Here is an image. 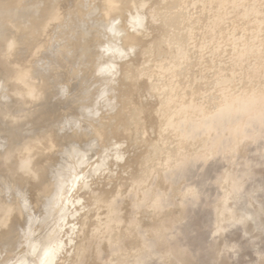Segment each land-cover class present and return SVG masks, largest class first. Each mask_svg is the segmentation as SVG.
<instances>
[{
    "label": "rangeland",
    "instance_id": "rangeland-1",
    "mask_svg": "<svg viewBox=\"0 0 264 264\" xmlns=\"http://www.w3.org/2000/svg\"><path fill=\"white\" fill-rule=\"evenodd\" d=\"M98 2L38 0L39 8L46 6V14L56 10L60 15L57 22H47L46 17L40 16V11L36 13L40 24H46L41 44L47 46L34 56L29 55L30 45H34L40 35L35 36L33 31L34 39L26 45V38L21 39L22 35L19 33V38L16 34L17 25L31 24L34 9L12 6V12L9 8L5 11L8 14L4 12L0 108L5 107L4 111L9 113L0 120V127L3 126L0 132L4 131L0 135V206L7 211L0 223V232L7 230L11 237L15 229L18 230L15 237L22 231L30 232L28 239L38 241L46 229L55 223L61 224L57 226L63 252L60 249L57 256H48L45 263L40 264H264V0H143V11L158 6L159 16L155 22L144 20L142 32L138 34V47L126 51L117 39L110 37L109 41L103 36L102 25L113 20L103 17L102 11L94 6ZM130 4H119L125 8L124 11L121 9L125 14L123 17L134 11ZM4 6L1 4L0 9ZM60 10H63L62 14ZM9 12L13 15L9 16ZM95 29L102 30L94 34ZM158 29L171 37L168 43L161 42L162 50L154 52L151 41L154 39L158 44L160 38H155ZM127 30L131 29H117L116 37H122ZM81 32H88L87 39L93 51L100 52L98 62H106L98 65L99 74L93 66L96 59L76 52L82 50ZM46 41L48 44L44 43ZM109 43H112L110 52L104 49ZM146 43L149 50L144 52ZM7 45L11 47L5 49ZM67 46L75 52L67 55ZM13 55L23 59L24 65L32 63L35 71L40 73L39 77L31 76L26 80L36 90L37 101L31 102L28 97L21 96L24 84L12 81ZM121 60L133 69L131 77L148 71L151 79L147 76L143 80L148 79L150 83L156 80L157 87L162 84L164 89L159 87L157 91L163 89L160 95L164 93L165 99L158 104L155 94L144 96L142 93L145 92L141 93L139 89L142 78H138L133 91L128 88L126 91L130 93L128 99L132 106L143 109L140 111L139 108L140 118L130 123L125 114L122 126L126 132L119 126L114 145L104 150L95 126L107 123L117 111V105L108 106L105 102L108 94L98 97L105 78L110 77L109 72L104 73L102 69L109 61L119 64ZM157 77H160L158 82ZM42 82L50 86L49 93L57 94L53 102L40 93ZM18 91L20 95H15ZM12 95L15 98L11 99ZM143 96L145 98L141 99ZM73 99L70 113L57 118L58 122L48 123L53 129L52 135L43 133L45 142L57 141L55 147L49 151V144L45 152L39 154L40 147H45L42 138L27 140L39 127V124L34 127L33 119H37L48 104L63 112L65 104ZM61 100L66 102L62 104ZM95 102L99 105L95 106ZM97 108L99 112L95 113ZM156 109L164 111L162 116L158 110L155 112ZM165 112L169 115L163 116ZM14 115L19 116L17 124L14 123L16 132H5L7 126L13 125L10 122ZM24 127L35 131L31 133ZM26 132L28 135L25 136ZM19 134L23 137L19 138ZM15 138L18 139L16 144ZM11 145L14 149L6 155ZM27 153L31 155L27 172L11 174L7 166L24 160ZM119 155L122 158L117 162ZM130 155L137 159L133 164L123 165ZM39 156L45 157L44 160ZM39 160L49 166L54 176L59 171L63 173L60 177L64 181V192L49 209L41 205L42 197L37 192L45 198L50 187L53 190L56 178L49 177L47 191V186L33 177L34 166H44L39 165ZM2 171L5 175H1ZM82 183L85 188L78 187ZM14 192L20 193L27 208L22 206V199H13ZM66 198L70 205L65 202ZM62 204L66 205V215L60 214ZM46 210L53 211L50 219L43 221L41 217ZM59 217L66 219L57 222ZM24 241L22 238L16 246L13 257L1 260L2 250L4 255L8 252L4 247L7 243H3L0 264H15L21 253L33 262L34 254L26 253L29 247ZM52 247H47L45 252L51 251Z\"/></svg>",
    "mask_w": 264,
    "mask_h": 264
},
{
    "label": "bare ground",
    "instance_id": "bare-ground-1",
    "mask_svg": "<svg viewBox=\"0 0 264 264\" xmlns=\"http://www.w3.org/2000/svg\"><path fill=\"white\" fill-rule=\"evenodd\" d=\"M60 1H62V0H60ZM70 1V0H69ZM143 0H99V2L98 3H95L94 4V6L95 7H98L101 11H102V13H103V17L104 18H108V17H110L113 21H111L110 23H105V24H103L102 25V29L103 30H105V32H102L103 33V36L105 35V37H106V39H108V38H110V37H112V38H115V39H117V41L120 43V47L122 48V49H124V51H126L127 49H129L130 47H134V46H136V47H138V45H139V39H138V34L139 33H141L140 32V28H141V26H142V24H144V20L146 21V20H148V22L150 21V23L151 22H155L156 20H157V17L159 16L158 15V12H157V10H158V6L157 7H153V6H150V7H148L145 11H143V8H144V6H145V2H142ZM44 2V1H43ZM87 2V1H86ZM85 2V3H86ZM131 3L133 6V8H134V11L133 12H131V13H129L128 12V14H126V16H124L123 17V15H125V14H122L123 12H121V9H122V5L120 6L119 4L120 3ZM67 3H68V1H67ZM91 3H93V0H91ZM155 3V2H154ZM1 4L2 5H5L4 6V8H2V10L0 9V12H2L3 14H4V12L6 11V9L7 10H9L10 8H12V11H13V7L12 6H14V7H18V6H23V7H31V8H33L34 9V16H33V18H32V20H31V24H20V25H17V27H16V34H18L19 35V33H20V35H22L21 37H20V35H19V38H21V39H23V37H25L26 38V45H27V43L28 42H32V40L34 39L33 38V36H32V34H33V31L35 32V36H37V35H40V39L33 45L32 44V46L30 45V52H31V54H29V55H31V56H34V53H35V55L36 54H38V52L40 51V50H44V47L46 48V46H44L43 44H41V37H42V35H43V33L45 32V29H46V27H45V25L46 24H40V20H39V18L37 17V12L38 11H40V16L41 17H46L48 20H47V22L49 21V20H51L52 22L53 21H55V20H59V15H58V13L57 12H55L54 11V13H53V11H52V13H50V15L49 14H46L48 11L46 10V6H43V7H38V5H39V3H38V0H28L26 3L25 2H23L22 0H0V6H1ZM65 4V3H64ZM69 4V3H68ZM84 4V3H83ZM82 4V5H83ZM87 4H90V3H87ZM130 4V5H131ZM151 4H152V2H151ZM58 5V4H57ZM56 5V6H57ZM153 5V4H152ZM60 7V6H59ZM66 7V6H65ZM65 7H63V9L65 8ZM123 7H125V6H123ZM1 8V7H0ZM9 8V9H8ZM62 8V7H61ZM18 9H19V7H18ZM21 9V8H20ZM123 9H125V8H123ZM122 9V11H124ZM59 10V9H58ZM128 9H126L125 11H127ZM10 11H11V9H10ZM11 11V12H12ZM16 10H14V12H15ZM18 11V10H17ZM60 11H62L61 12V14L63 13V10H60ZM64 11H65V9H64ZM8 12V11H7ZM7 12H5V13H7ZM13 12V13H14ZM82 12V11H81ZM10 13V12H9ZM79 13V12H78ZM8 14V13H7ZM17 14V13H16ZM65 14V13H64ZM5 15V14H4ZM11 15H13V14H9V16H11ZM49 15V16H48ZM7 16V15H6ZM9 16H7V17H9ZM62 16V15H61ZM64 16V15H63ZM62 16V17H63ZM6 17V18H7ZM70 17V16H69ZM15 18H17V16L15 17ZM61 18V17H60ZM82 18H84V16H82ZM18 19V18H17ZM71 19V18H70ZM11 21H13V19H11ZM14 22V21H13ZM16 22V21H15ZM55 22H57V21H55ZM72 22V21H71ZM106 22V21H105ZM11 23V22H10ZM9 23V25H11ZM149 23V24H150ZM15 24V23H14ZM55 23H53V25H54ZM86 24V23H85ZM69 25V24H68ZM72 25H74V23L72 24ZM111 25V27L109 28V26ZM165 24H163L162 26H164ZM55 26V25H54ZM53 27V26H52ZM159 27H161V26H159ZM158 26H157V28H159ZM7 28L9 29L10 27H8L7 26ZM48 28V27H47ZM120 28H124V29H127V28H130L131 30L130 31H128L127 30V32L126 33H124V35L122 36V37H116V30L117 29H120ZM162 28V27H161ZM160 28V29H161ZM7 29V30H8ZM102 29H100V31L102 30ZM163 29H164V27H163ZM162 29V30H163ZM68 30V29H67ZM70 30V29H69ZM162 30H160V32H159V29L157 30L158 31V33H157V36L155 37V38H160L159 40H158V44H157V42L153 39L152 41H151V43H152V47L151 48H155V50H154V52L155 51H158V49H159V51H160V46L162 47V43L161 42H163V43H168V41L170 40V38L169 37H171L170 35H169V37L167 36V34H165L164 33V31H162ZM165 30V29H164ZM66 31V30H65ZM100 31H99V29H95L94 31H92L94 34H96L95 32H99L100 33ZM149 31V30H148ZM151 31V30H150ZM162 31V32H161ZM168 31V30H167ZM7 32V31H6ZM69 32V31H68ZM92 32H90V33H92ZM171 32V31H170ZM49 33V32H48ZM71 33H73V32H71ZM88 32H81L80 33V40H81V44L83 45L81 48H82V50L80 49V48H78V49H80V50H77L76 52L77 53H81L80 55H84V54H88L93 60H95V62L97 61V64H95V62H94V64H93V66H94V70H95V72L96 73H100L101 72V70H98V65L100 64V63H102V62H98V60H97V58H100L99 57V54H100V52H94L93 51V47L91 46V44H89L90 43V41L87 39V37H88V34H87ZM7 34V33H6ZM5 34V35H6ZM66 34V33H65ZM175 34V33H174ZM9 35V34H8ZM47 35V34H46ZM67 35V34H66ZM65 35V36H66ZM72 35V34H71ZM93 35V34H92ZM155 35V34H154ZM173 36V35H172ZM44 37H46V36H44ZM67 37V36H66ZM72 37V36H71ZM19 38H17V39H19ZM65 38V37H64ZM63 38V39H64ZM6 39V38H5ZM16 39V40H17ZM68 39V38H67ZM111 39V38H110ZM114 39V40H115ZM172 39H174V38H172ZM176 39V38H175ZM20 40V39H19ZM45 40V39H44ZM47 40V39H46ZM50 40V39H49ZM94 40H95V42H96V37L94 36ZM109 40V39H108ZM18 41V40H17ZM25 41H24V43H25ZM74 41V40H73ZM110 41V40H109ZM172 41V40H171ZM6 42V44H7V41H5ZM19 42V41H18ZM20 42H22L21 40H20ZM149 42V41H148ZM147 42V43H148ZM44 43H47L48 44V41H46V42H44ZM74 43V42H73ZM105 43H107V41L105 42ZM147 43L146 44H144L143 46L145 47V51L144 52H146L147 50H149L148 49V45H147ZM173 43V42H172ZM175 43V42H174ZM5 44V43H4ZM112 43H109V45H107L106 47H104V49L105 50H107V51H109L110 52V45H111ZM155 44V45H154ZM178 44V43H177ZM21 45H23V44H21ZM157 45V47H155ZM179 45V44H178ZM5 46V45H4ZM168 46V45H167ZM9 47H11V46H8L7 45V48H9ZM21 48H22V46H20ZM102 47V46H101ZM166 47V46H165ZM173 48H174V46H173ZM177 48V47H176ZM12 49V48H11ZM142 49V48H141ZM164 49V48H163ZM175 49V48H174ZM13 50V49H12ZM162 50V49H161ZM5 51V50H4ZM101 51H102V49H101ZM158 51V52H159ZM17 52V51H16ZM20 52V51H19ZM41 52V51H40ZM44 52V51H43ZM71 52L72 53H74L75 51H74V48H72L71 46H67L66 47V54L67 55H69V54H71ZM162 52V51H161ZM5 53V52H4ZM27 54V53H26ZM42 54V53H41ZM116 54V53H115ZM118 54H120V55H122L123 53H121V52H118ZM129 54V53H128ZM43 55V54H42ZM101 55H104V54H101ZM127 55V54H126ZM116 56V55H115ZM9 57V56H8ZM8 57H6V58H8ZM44 57V56H43ZM46 57H48V56H46ZM86 57V56H85ZM96 57V58H95ZM102 57V56H101ZM109 57V56H108ZM3 56L2 55H0V61L2 62L3 61ZM39 58V57H38ZM68 58V56H65V59H67ZM83 58V57H82ZM40 59V58H39ZM45 59V58H44ZM47 59V58H46ZM48 59H50V57L48 58ZM64 59V61H66ZM84 59V58H83ZM23 60V59H22ZM22 60H20V59H18V57H16L15 55H13L12 56V61H13V63L15 64V68L14 69H12V78L14 79V80H16V82L17 81H20V82H22L23 84H24V86H23V88L21 89V93H23V94H25L26 96H28V98H29V100L31 101V102H33V101H37V96H36V90H34L33 89V86H31L30 84H28L27 82H26V80H27V78L28 77H31V76H35V77H39L38 76V74H40L39 72H37V71H35V68L33 67V65H32V63H30L29 65H27V64H23L22 63ZM86 60V59H85ZM7 61H9V60H7ZM11 61V60H10ZM89 61V60H88ZM105 61H108V59L106 60L105 59ZM104 61V62H105ZM30 62V61H29ZM119 62V64H116V63H114L113 61H109L106 65H105V67L102 69V72L104 71V73L105 72H109V75H110V77H108V78H105V80H104V86H103V88L102 89H100V91H98V93H99V96L98 97H106L107 96V94H108V96L106 97V100H105V102L108 104V106H110V107H114L115 105H117V111L114 113V115L112 114L109 118H108V122L107 123H104V124H101L100 126L98 125V127H96L95 126V132L97 133V136H99L100 138H102V140H103V143H102V147L104 148V150L105 149H111V147L114 145V143H113V140H114V137H115V135H117V132L119 131L117 128L120 126H122L123 125V123H124V116H125V114H126V119H127V122H130V123H133V122H135L136 120H139V118H140V115L138 114V112H140L141 110H143V109H141L140 107V111H139V108L138 107H134V106H132V104L130 103V101H129V96H130V93H129V91H126V89L128 88V90H130L131 89V91H133V88L136 86V82H137V80H138V78L139 79H141L142 80V83H141V81H140V86H139V89L141 90H139L141 93L144 91L145 93H142L144 96L146 95V97L147 96H149L147 93H149V94H155L154 96L157 98V103L159 104V102L161 101V102H163L164 101V99H165V97H162L163 96V94L164 93H162L161 95H160V93L162 92V91H164L163 89V86H161L162 84H159L160 86H158L157 87V84L155 85L154 83H156V80H155V78H154V80H155V82H153V83H150V82H147L148 81V79H151L150 78V76L152 77V75L150 74V75H148L147 73H148V71H144V73L143 72H140V73H137V77H136V75H135V77H131V74H132V68H130V66H128L127 64H128V62H122V60L121 61H118ZM8 63H10V62H8ZM106 63V62H105ZM104 63V64H105ZM4 64H6V63H4ZM83 64H84V62H83ZM103 63H102V65H104ZM10 65V64H9ZM7 67V66H6ZM84 67H85V65H84ZM83 68V67H82ZM87 69V68H86ZM85 69V71H87ZM132 69V70H131ZM149 70H150V68H149ZM166 71V70H165ZM134 72V71H133ZM167 72V71H166ZM9 73V72H8ZM133 76V75H132ZM139 76V77H138ZM147 76H149L148 77V79H146V80H143V78L145 77V78H147ZM161 77V76H160ZM160 77H157V82L158 81H160V80H158V79H160ZM134 78H136V79H134ZM86 79V78H85ZM96 80H98V79H96ZM86 81V80H85ZM125 81H129L127 84H125L124 82ZM147 82V84H145L146 82ZM122 85H123V88H122ZM50 86L48 85V86H46L43 82H42V86H41V88H40V93H42L43 95H45L48 99H49V101L50 100H52V99H54L56 96H57V94L53 91V92H51V93H49L48 92V88H49ZM163 88V89H161L162 91H160L159 89H158V91H157V88ZM11 88H12V86H11ZM87 88V87H86ZM85 88V89H86ZM97 88V87H96ZM13 89V88H12ZM12 89L10 90V91H12ZM118 89V93L116 92V90ZM64 90H65V88H64ZM38 91V90H37ZM86 91V90H85ZM160 91V92H159ZM115 92H116V94H115ZM152 92V93H151ZM55 93V94H54ZM87 93V92H86ZM157 93H159V94H157ZM5 94V93H4ZM7 94H9V93H7ZM90 95V94H89ZM9 96V95H8ZM8 96H6V97H8ZM142 96V95H141ZM142 97L141 99H143V98H145V97ZM37 97V98H36ZM12 98H15V97H13V95H12V97H11V99ZM44 98V97H43ZM42 98V99H43ZM89 98V97H88ZM9 99V101H10V98H8ZM34 99H36V100H34ZM150 99V98H149ZM13 100H15V99H13ZM12 100V101H13ZM45 100V99H44ZM55 100V99H54ZM59 100V99H58ZM65 100V99H64ZM64 100H61L60 102H62V104H64L66 101H64ZM146 100H148V99H146ZM0 101H2V100H0ZM6 102L8 101V100H5ZM63 101H64V103H63ZM74 101H75V99H73V100H70V101H68L66 104H65V107H64V111L62 112H60V111H58V109L56 110L55 108H54V106L53 105H51V104H48V105H46V107H44V109L42 110V112L41 113H39V115H38V118L36 119V118H34L33 120L35 121V123H33L34 124V127H35V125L37 124H39V127H37V131L36 132H34V134L29 138V139H27L28 141H32L33 139H36V138H42L43 137V133L44 134H46L47 136H49V135H52V131H53V129L50 127V124H48V123H54V122H58L59 120H56L57 118L58 119H60L62 116H64L65 114H67V113H70V109H71V105L74 103ZM102 101V100H101ZM145 101V100H144ZM148 101H151V100H148ZM147 101V102H148ZM23 102H24V100H23ZM51 102H53V100L51 101ZM2 103V102H1ZM4 103V102H3ZM19 103V102H18ZM24 103H26V102H24ZM44 103V102H43ZM54 103H55V101H54ZM57 103V102H56ZM146 103V102H145ZM37 104V103H36ZM35 104V105H36ZM58 104V103H57ZM87 104L88 103H86V106H87ZM20 105V104H19ZM94 105L95 106H97V105H99V102H95L94 103ZM14 106V105H13ZM12 106V107H13ZM55 106H56V104H55ZM63 106V105H62ZM85 106V105H84ZM83 106V107H84ZM151 106H149V108H150ZM37 108H39L38 106H37ZM56 108H58V107H56ZM144 108H145V106H144ZM147 108V107H146ZM14 109L15 108H13V111H14ZM24 109H26V107L24 108ZM28 109H30V108H28ZM10 110V109H9ZM35 110V109H34ZM40 110V109H39ZM39 110L37 111V112H39ZM147 110H149V109H146V111ZM157 110L158 109H156V113H157ZM162 110V109H161ZM161 110H158V113H161L160 115L162 116V112H164V111H161ZM160 111V112H159ZM16 112V111H15ZM59 112V113H58ZM94 112L95 113H98L99 112V109L97 108V109H95L94 110ZM138 115H137V114ZM150 113V112H149ZM166 114H168L169 115V112H165V114H163V116H165ZM36 115V114H35ZM34 115V116H35ZM146 115H148V114H145V116ZM15 116V115H14ZM12 116V118L16 121V122H18L17 120L18 119H16V118H19V116ZM139 116V117H138ZM81 117H82V115H81ZM78 118V117H77ZM80 119V118H79ZM83 119H85V118H83ZM27 120V119H26ZM82 120V119H81ZM14 121V122H15ZM89 121V120H88ZM145 121H146V117H145ZM7 122V121H6ZM5 122V123H6ZM151 122V121H150ZM149 122V123H150ZM2 123V122H1ZM4 123V124H5ZM8 123V122H7ZM94 123V122H93ZM137 123V122H136ZM146 123H147V121H146ZM29 124V123H28ZM33 124H32V126H33ZM8 125H10V124H8ZM26 125V124H25ZM30 125V124H29ZM92 125V124H91ZM96 125V124H95ZM152 125H154V124H152ZM5 126V125H4ZM31 126V125H30ZM160 127H161V125H159ZM3 127V126H2ZM2 127H0L1 129H2ZM8 127V126H7ZM29 127V126H28ZM142 128H143V125H142ZM23 129H25V130H27V131H29V130H31V127H30V129L28 130V129H26L25 127L23 128ZM36 129V128H35ZM122 129H124V126H122ZM151 129H152V127H151ZM25 130H23V131H25ZM125 130V132H126V129H124ZM124 130H123V134L125 135V133H124ZM159 130V129H158ZM15 131V130H14ZM32 131H35V130H31V133H33ZM2 132V134H3V130L1 131ZM1 132H0V135H2L1 134ZM8 132V131H7ZM16 132V131H15ZM78 132V131H77ZM84 132V131H83ZM17 133H19V132H17ZM16 133V134H17ZM24 134V133H23ZM23 134H21V135H23ZM26 134H27V132L24 134L25 136H26ZM30 134V133H29ZM78 134V133H77ZM86 134V133H85ZM158 134H160V133H158ZM28 135V134H27ZM106 135V136H105ZM7 136V135H6ZM12 136H14L13 135V133H12ZM39 136V137H38ZM86 136V135H85ZM19 138L20 137H23V136H20V134H19V136H18ZM18 137H16V138H18ZM36 137V138H35ZM0 138H2V136L0 137ZM4 138H5V136H4ZM16 138H15V142H14V140H13V142L16 144V141L18 140H16ZM46 138V137H45ZM10 139H14V138H10ZM44 138H42V143L43 142H45L44 140H43ZM47 139V138H46ZM85 139H86V137H85ZM48 140V139H47ZM6 141H7V139H6ZM37 141H41V139L40 140H37ZM10 142V141H9ZM12 142V141H11ZM18 142V141H17ZM51 143H48V142H45V143H43L44 145H45V147H42L43 149H41V147H40V151H38V153L40 154V153H43V152H45L44 150H46V146H48L49 144H50V146H48V148H47V150H52L55 146H54V143L56 144V142H54V140H52V141H50ZM41 142H40V144H42ZM9 143H7V145H8ZM12 144V143H11ZM43 144H42V146H43ZM77 144V143H76ZM14 145V144H13ZM0 146L2 147V145L0 144ZM36 147H37V145H36ZM146 148V147H145ZM6 149V148H5ZM36 149V148H35ZM2 150H4V149H2ZM18 150V149H17ZM30 150H31V148H30ZM1 151V150H0ZM5 151V150H4ZM93 151V150H92ZM144 151H145V149H144ZM3 152V151H2ZM1 152V153H2ZM18 152V151H17ZM21 152V151H20ZM28 152H29V150H28ZM137 152V151H136ZM15 153V152H14ZM13 153V154H14ZM32 153V152H31ZM49 153V152H48ZM29 154H30V152H29ZM28 153L27 154H24L25 155V157H24V161L23 162H25V160H28L29 158H31L30 156L31 155H29ZM12 155V154H11ZM20 155V154H19ZM23 155V154H22ZM68 155V154H67ZM133 155V154H132ZM132 155H130V157H127L126 158V160H127V162H124L123 163V165H125V164H133L134 163V161L137 159V157H133ZM6 157V156H5ZM11 157V156H10ZM9 157V158H10ZM21 157V156H20ZM8 158V159H9ZM38 158V157H37ZM39 158H40V156H39ZM38 158V159H39ZM45 158V157H44ZM44 158L42 159V158H40V160L42 159V160H44ZM122 158V156L121 155H119L118 156V158H117V162H118V160H120ZM30 160V159H29ZM39 160V161H40ZM47 159H45V161H46ZM45 161H43L44 163H45ZM123 161H124V158H123ZM83 161H81L80 162V164L82 163ZM116 162V163H117ZM120 162V161H119ZM122 163V162H121ZM37 164V163H36ZM41 164H43V163H41V161H40V164L39 165H41ZM44 165V164H43ZM30 166V165H29ZM37 166V165H36ZM42 166V165H41ZM40 166V168H37V167H35L34 166V170L33 171H31V173H32V175H33V177L35 178V177H37V180L38 179H40L41 181V183H43L44 185H46L47 186V183L46 182H48L49 181V177H54V178H56L55 180L56 181H54V183H53V190L51 189V187H50V189H49V191H48V186H47V191H48V195L45 197V198H43V194H41L40 193V191L39 192H37V194H40L41 195V197H42V201L40 202L41 203V205L44 207V208H52L51 206L55 203V200H60L59 198H61V192H64V181L61 179V175L63 174L61 171H59V173H58V175L57 176H54L53 175V173L52 172H50L49 170L50 169H48V165L46 166V165H44V166H42L41 167ZM110 166V165H109ZM8 167V166H7ZM6 167V168H7ZM51 167V166H50ZM126 167V166H125ZM31 168V167H30ZM120 168H121V166H120ZM3 169V168H2ZM9 169V168H8ZM53 169V167H51V170ZM7 170V169H6ZM90 171V170H89ZM121 171H123V170H121ZM5 173V172H4ZM3 173V171H2V173H1V175L2 174H4ZM6 174H8L7 172H6ZM75 174V173H74ZM78 174H80V173H77L76 175H78ZM5 175V174H4ZM3 175V176H4ZM84 175V173H82V176ZM5 177V176H4ZM15 177V176H14ZM17 178V177H16ZM12 179V178H11ZM82 179V178H81ZM14 180V179H13ZM26 179H24V181H25ZM32 179L30 178V181H31ZM3 181V180H2ZM10 181V180H9ZM4 182H6V180L4 181ZM12 182H14V181H12ZM33 182V181H32ZM72 182V181H71ZM77 183H78V181H77ZM76 183V184H77ZM11 184V183H10ZM27 185H29V184H27ZM43 185V186H44ZM49 185V184H48ZM52 185V184H51ZM19 186V185H18ZM29 186H31V185H29ZM81 186V187H80ZM14 187H15V185H14ZM32 187V186H31ZM40 187V186H39ZM77 187V186H76ZM78 187H80V188H85V184L84 183H82V185L80 184ZM30 188V187H29ZM35 188V187H34ZM34 188H32V189H34ZM37 188V187H36ZM41 188V187H40ZM39 188V189H40ZM45 189H46V187H44ZM80 188H78V189H80ZM7 189V188H6ZM42 189H43V187H42ZM44 189V190H45ZM31 190V189H30ZM29 190V191H30ZM44 190H42V192H47V191H44ZM8 192H9V190H7ZM37 191V190H36ZM76 191H79V190H76ZM32 192V191H31ZM33 192H35V191H33ZM15 193V192H14ZM36 193V192H35ZM33 194V193H32ZM31 194V195H32ZM15 198H13V199H17L18 198V200H20V199H22V196L20 195V193H15ZM40 195H38V199L36 198L37 196H35V198L39 201V196ZM34 198V199H35ZM35 199V200H36ZM35 200H33V201H35ZM17 201V200H16ZM12 202V201H11ZM25 200L24 199H22V206L23 207H26L27 208V205L25 204ZM65 202L67 203V205H70L69 203H70V200L68 199V198H66L65 199ZM35 203V202H34ZM71 203H72V201H71ZM1 204V203H0ZM36 204V203H35ZM65 206L66 205H64V204H62V206H60V208H59V211H60V214L61 215H66V211H65ZM13 207H15V206H13ZM13 207H11V208H13ZM17 209V208H16ZM68 209V208H67ZM13 210V209H12ZM53 210H50V211H47L46 210V212H45V214L41 217V219L43 218V221L46 219V218H49L50 216H51V212H52ZM76 211V210H75ZM15 213V212H14ZM13 213V215L15 216V214ZM19 213V212H18ZM18 213H16V214H18ZM43 214V213H42ZM60 215V216H61ZM20 216V214L17 216V217H19ZM13 218H16V217H13ZM18 218H16V220H17ZM50 219V218H49ZM66 218H58L57 219V222L58 221H63V220H65ZM9 221V220H8ZM13 221H15V220H13ZM21 221V220H20ZM16 222V221H15ZM19 222V221H18ZM11 223V222H10ZM32 223H34V222H32ZM42 223V221H40V223L39 224H41ZM44 224H45V222H44ZM14 225V224H13ZM57 225H59V226H62L61 224H57V223H55V225H52L50 228H48V229H46V232H45V234H44V236H42L41 238H38L39 240L37 241V239L35 240V238L34 239H28V237H29V233H26V232H21V234H18V237L16 236L15 237V233L16 232H18V230H16L15 229V226H14V229H15V232H14V229H12L11 230V232H14V234H13V236H14V238H13V236L11 237V236H9V235H7V233H8V231H7V233H6V231H4V233H3V231H1L3 234H0V244H2L1 246H0V248H2L4 245H3V243H7L6 244V246H4L5 247V249L6 248H8V250H6V251H8L5 255H4V253H5V251L4 250H2V249H0V250H2L3 251V255H4V257H3V255H2V257H1V260H2V258H4V259H6V257H8V258H10V256H12V254H14V252H15V250H16V246L17 245H19L20 244V241H21V239L23 238V240H25L24 242H26L27 244H28V247L29 248H27V250H26V248H25V250H26V253H32V254H34L33 255V262L31 261V260H28L27 258H26V255H24L23 253H21L20 255L18 254V258H17V260H15V264H22V263H27V264H31V262H32V264H40L42 261L44 262V260H45V258L46 257H48V256H57L59 253H57L62 247V245H61V242L59 241V237H58V234L60 233V230H59V228H58V226ZM42 226V225H41ZM9 227H11V226H9ZM40 227V226H39ZM41 228V227H40ZM56 228V229H55ZM8 229H11V228H8ZM36 229V228H35ZM39 229V228H38ZM32 230V229H31ZM30 230V231H31ZM0 232V233H1ZM11 232H9V234L11 235L12 233ZM33 232H34V230H33ZM35 232H37V231H35ZM6 233V234H5ZM17 234V233H16ZM61 238V237H60ZM70 238V237H69ZM28 241V242H27ZM64 242V241H63ZM66 242H64V244H65ZM24 245V244H23ZM26 246V245H25ZM51 247V246H53L52 247V250L51 251H49V252H45V250H46V248L47 247ZM64 247H66V245L64 246ZM48 249V248H47ZM22 250V249H21ZM63 249H61V251L60 252H63L62 251ZM0 253H2V252H0ZM8 253H10V255L8 254ZM56 253H57V255H56ZM55 254V255H54ZM61 254V253H60ZM13 257V256H12ZM28 257V256H27ZM53 258V257H52ZM57 258L58 257H56V260H57ZM13 259V258H12ZM49 260V259H48ZM52 260V259H51ZM60 260V259H59ZM46 261V260H45ZM30 262V263H29ZM56 263H57V261H55ZM2 263V262H1ZM45 263V262H44ZM43 264V263H42Z\"/></svg>",
    "mask_w": 264,
    "mask_h": 264
},
{
    "label": "water",
    "instance_id": "water-1",
    "mask_svg": "<svg viewBox=\"0 0 264 264\" xmlns=\"http://www.w3.org/2000/svg\"><path fill=\"white\" fill-rule=\"evenodd\" d=\"M4 18H5L4 14L2 12H0V49H1V46H2V44H1V24H2V22H4V20H5ZM4 47H3V49H4ZM5 49H7V47ZM0 52H1V50H0ZM0 55H1V53H0ZM12 81L15 84L21 83L20 81H17L16 82V80H14V79ZM14 94L15 95L16 94L17 95L19 94L20 95V92L19 91L18 92H14ZM21 96L28 97L25 94H21ZM4 109H5V107L0 108V120H2L7 115V113H9L8 110H6V112H5ZM10 123H13V125L11 124L12 126H8V128L5 129V132L9 131V132H13L14 133V130L16 131V128L14 126V123H16V121L14 122V120H11ZM13 149H14V147H12V145H11V147L9 148L8 152L6 153V155H8L9 153H11ZM23 161L24 160H21V161L17 162V164L12 163V164H10L8 166L9 170L12 171L11 174H17L19 172H27L28 160H25V162H23ZM6 213H7L6 209L3 208L2 206H0V223L5 218Z\"/></svg>",
    "mask_w": 264,
    "mask_h": 264
}]
</instances>
